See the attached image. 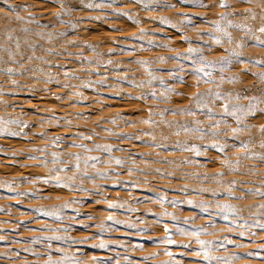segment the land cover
Masks as SVG:
<instances>
[{"label":"rangeland","instance_id":"1","mask_svg":"<svg viewBox=\"0 0 264 264\" xmlns=\"http://www.w3.org/2000/svg\"><path fill=\"white\" fill-rule=\"evenodd\" d=\"M261 29L264 0H0V264H264Z\"/></svg>","mask_w":264,"mask_h":264},{"label":"snow or ice","instance_id":"2","mask_svg":"<svg viewBox=\"0 0 264 264\" xmlns=\"http://www.w3.org/2000/svg\"><path fill=\"white\" fill-rule=\"evenodd\" d=\"M184 2L185 3H188V2H192V3H200V0H184ZM217 27L219 28L220 27V25H217ZM261 31L262 32H264V29H261ZM220 41L219 40H217V43H219ZM260 43L261 44H264V41H260ZM200 50L199 49H196V48H189L188 49V52L189 53H197V52H199ZM234 55H239V54H237V53H234ZM190 58V57H189ZM198 62H199V67H197V68H195V72H196V74L197 75H199V74H203V76L204 77H211V72H209V71H206V68L207 67H215V65L212 63V62H210V61H206L205 60V58L201 55L199 58H198ZM194 63H196V61H194ZM225 63H228V64H230L231 63V61H228V60H226L225 61ZM181 70H183V69H181ZM155 78V77H154ZM205 82H209L208 80H205ZM170 91L171 90H173V89H169ZM151 95H155V93H152ZM215 95H216V97L217 98H219V93H215ZM196 106L197 107H206L207 105H206V102H205V100H204V98H203V94H197V98H196ZM210 111V110H209ZM224 111L228 114V115H230V116H237V110H232V111H229V108H228V106L227 105H225V109H224ZM189 114H192L191 113V111H190V113ZM210 116H211V112H210ZM237 119H239V117L237 116ZM218 126V125H217ZM187 130H192V131H203V130H201V129H199V128H197V129H187ZM0 131H3V129H0ZM236 131H238V129H233V132L235 133ZM214 135L216 134V133H213ZM85 139H88L89 137H84ZM98 147H103L104 149H105V151H111V146H98ZM212 147H219V149H220V151H223L224 150V146L223 145H219V146H217V145H212ZM200 153H199V151H197V155H199ZM77 159H79V157L77 156ZM93 159H95V158H93ZM117 163L119 164L120 163V161L118 160L117 161ZM77 168H78V165H77ZM49 179H51V180H55L56 181V184L58 185V186H63V187H69L70 185H68L67 183H65V182H63L62 180H61V178L57 175V176H55V177H50ZM71 179V178H70ZM46 183L48 182L47 180L45 181ZM188 204H192L193 202L192 201H188L187 202ZM70 205L69 204H65L64 205V207H69ZM108 207L109 208H123L124 207V205L123 204H116V203H111V202H109L108 203ZM222 207H225V208H228L229 210H231V211H234V209H232V207L231 206H228V205H225V206H222ZM204 211H206L207 209H203ZM44 215H46V216H52V215H57V213H55V212H44L43 213ZM226 218V217H225ZM107 219L109 220V221H112L113 223H116V224H119V223H122L121 221H119V220H115V218L113 217V216H108L107 217ZM174 219H175V217H174ZM187 222V221H186ZM86 227V226H85ZM130 227H135V224H132V225H130ZM259 227L260 228H264V224H260L259 225ZM167 230V229H166ZM206 229H200L199 231H205ZM178 231L179 232H181V233H183V234H189V233H187V232H185V230L184 229H178ZM191 235H197V233H191ZM52 239H57V240H59V239H63L62 237H53ZM165 242H167V243H175V241H173V240H171V239H168V238H166V240H165ZM229 242H231V241H229ZM198 243L202 246V248H203V251H204V253H205V259H212L210 256H208V254H207V252H208V245H210L211 244V241H203V240H199L198 241ZM98 247H101V248H103V247H107V245H105V244H100V245H98ZM186 247H191V245H186ZM168 255L169 256H171L172 255V253H168ZM197 255H199V253H197ZM168 264H172V262L171 261H169L168 262Z\"/></svg>","mask_w":264,"mask_h":264}]
</instances>
